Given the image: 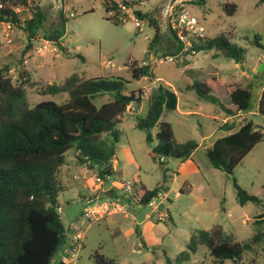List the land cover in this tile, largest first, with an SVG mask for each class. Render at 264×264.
<instances>
[{
    "label": "rangeland",
    "instance_id": "374dc122",
    "mask_svg": "<svg viewBox=\"0 0 264 264\" xmlns=\"http://www.w3.org/2000/svg\"><path fill=\"white\" fill-rule=\"evenodd\" d=\"M169 1L136 0V9L147 15L142 19V26L136 27L133 19L123 22L109 19L111 15L103 0H60L58 5L54 0H29L33 8L38 5L45 12L44 30L59 27L61 13L67 19L65 35L60 44L53 45L58 48L53 53H36L33 42L19 27L9 29L11 41H7L4 27L0 25V67L11 66L9 76L16 85L26 80L35 83L24 85L30 107L42 101L66 100L67 93L45 94V90L51 83L61 85L74 73L84 78L121 77L130 82L127 90L144 88L146 93L143 101L133 104L117 125L120 130L118 173L109 178L114 195L109 196L96 187L94 173L87 174L91 178L85 189L75 188L66 177L69 188L59 196L66 240L51 264H95L96 252L115 260L116 264H212L205 245L198 244L189 260L183 261L181 253L187 250L193 232L216 225H221L240 242L250 241L261 233L263 241L255 246V252L244 254L241 264L254 261L264 264V140L250 151L233 174L214 168L205 154L207 137L213 134V139L222 134L220 126L226 116L218 110V105L199 98L195 90L189 89L195 82L212 75L226 83L250 87L252 99L245 117L264 129V117L257 113L264 88V69L259 71L264 64V0H206L205 5L192 4L195 0H181L168 13ZM228 2L238 5L233 15H228L223 8ZM179 7H186L200 19L206 37L226 34L233 44L244 48V62L236 63L217 55L215 50L188 53L191 47L186 46L184 39H181L184 46L177 53L179 42L171 31L170 19ZM43 29L38 30L40 38H45ZM175 51L177 54L172 55ZM169 57L173 61H168ZM143 62L151 67V75L134 80L129 65H143ZM23 69L27 70L28 78L21 77ZM160 85L167 93L161 121L172 124L178 142L192 139L199 143L191 160L182 165L175 158H167L165 163L154 160L151 154L152 147L158 143L157 127L150 129L151 144L146 141L147 131L136 127L137 118L147 114L149 102ZM110 99L106 94L94 102L100 106ZM242 119L236 118V121L241 123ZM66 159L69 165L75 163L74 149L67 153ZM76 170L83 168L79 166ZM164 174L171 192L165 197L161 192L156 201L169 217L158 221L152 207L138 205L132 197L133 191L125 190L123 184L141 181L153 189L161 183ZM178 174L188 180L183 192L178 191ZM235 182L261 201L241 205ZM82 198L91 200L86 204ZM117 200L128 216L125 212L95 214V220H89L83 215L88 205L106 203L112 210L111 204ZM147 214L150 217L146 218ZM77 233L83 238L79 241L74 238L75 243L72 234ZM71 247L77 250L73 257ZM223 264L234 262L225 260Z\"/></svg>",
    "mask_w": 264,
    "mask_h": 264
},
{
    "label": "trees",
    "instance_id": "16d2710c",
    "mask_svg": "<svg viewBox=\"0 0 264 264\" xmlns=\"http://www.w3.org/2000/svg\"><path fill=\"white\" fill-rule=\"evenodd\" d=\"M4 4L0 10V20L11 22L26 32L30 41L43 29L45 12L38 5L34 6L32 18L21 17L12 6L29 7V0H1ZM107 13L119 11L123 3L133 6L136 0H103ZM194 5H205L206 0H195ZM234 2L224 4L228 15L237 11ZM140 18L147 17L137 10ZM61 25L44 30L45 38L60 44L65 35L67 19L61 13ZM109 19H112L109 16ZM154 21V20H152ZM171 28V26H170ZM179 42L178 51L184 43L171 28ZM226 34L215 37H192L190 52L215 50L236 63L245 60V49L233 44ZM32 43H28L30 48ZM152 46V45H151ZM176 51L172 55L177 54ZM67 57H70L66 54ZM78 56L82 60L84 57ZM129 69L134 80L151 75L149 65L130 64ZM11 66L0 67V264H51L59 248L66 240V228L60 214V194L68 190L65 181L67 164L66 155L74 149L75 164L88 166L95 170L97 177L103 181L114 176L113 164L117 159V146L120 141V130L117 125L130 110L132 104H139L145 97L144 88L127 90L129 81L121 77L84 78L74 73L64 79L61 85L48 84L45 94L67 93L68 98L61 103L42 101L30 107L27 102L25 81L14 84L9 76ZM23 69L21 77L28 78ZM198 97L218 105V110L226 118H236L239 113L246 114L252 99L248 86L239 83L223 82L212 75L189 86ZM108 94L111 99L98 106L94 100ZM167 93L162 85L158 93L149 102L148 112L138 117L136 127L147 131L146 141L151 144L153 135L150 129L157 127L158 143L152 147V157L161 163L167 158L182 162L190 159L199 143L189 139L178 142L172 124L161 121ZM257 111L264 117V88ZM223 131L206 145L205 154L210 164L227 174H233L236 167L250 151L264 140V129H259L251 118L241 123L227 120L220 126ZM164 158V160H161ZM167 177L153 189L143 183L135 184V194L139 204L148 205L161 192L166 190ZM238 202L259 203L261 199L248 193L237 182ZM184 190L182 189V192ZM263 241L258 233L250 241H237L233 234L224 230L221 225L211 229H198L190 237L187 250L181 253L183 261L189 260L196 252L198 244L208 248L212 264H223L232 260L241 264L246 252H255V246ZM95 264H116L115 260L96 252ZM256 264V262H251Z\"/></svg>",
    "mask_w": 264,
    "mask_h": 264
},
{
    "label": "built area",
    "instance_id": "2783aa9c",
    "mask_svg": "<svg viewBox=\"0 0 264 264\" xmlns=\"http://www.w3.org/2000/svg\"><path fill=\"white\" fill-rule=\"evenodd\" d=\"M30 6L26 7L24 5H16L12 6V10L15 13L25 14L24 18H32L34 16V8L32 4L29 2ZM4 4L0 0V10L3 8ZM119 11L117 10H112L109 14L111 15L112 19L115 20L116 22H123L127 19H133L135 22L136 27H141L142 26V19H140V13L137 14V9H136V4L133 6H127L123 3H120L118 5ZM1 16V12H0ZM0 25H3V34L4 38L7 41H11L10 38V31L9 29L13 26L11 22H7L5 20H0ZM170 26L171 28L176 32L177 36L180 39L186 40V46L192 47L191 44V38L192 37H204L205 36V26L201 23L200 19L191 13L186 7H179L175 12L171 14V19H170ZM32 42L34 44V48L36 53L41 54L45 52H50L53 53L58 50V48L55 45V42L48 39V38H43V37H38L36 36L35 38L32 39ZM195 52V51H194ZM168 61H173L172 57L168 58ZM146 62H143V65H146ZM227 121V118L225 119V122ZM161 160H164L162 158ZM96 181L103 185V180L99 177L96 178ZM124 187L125 190L127 191H135V183H132L131 181H124ZM158 197H161L160 195ZM157 197L154 198L149 205L152 207L153 213L155 215V218L158 221H163L166 218L169 217V213L167 211L161 210L160 204L156 201ZM111 206L113 209L111 210L110 206L103 205V208H93L91 206H87L85 209V212L83 215L89 219V220H95V214H100L104 215L105 213H116V212H123L122 209H117V203H112ZM61 209V208H60ZM59 209V210H60ZM73 239L76 238V240H81L83 236L80 233L72 234ZM74 242L76 243L75 239ZM79 244V243H78ZM75 248L71 247L70 249V256L73 257L75 255ZM64 259L67 261L68 259L64 257Z\"/></svg>",
    "mask_w": 264,
    "mask_h": 264
},
{
    "label": "crops",
    "instance_id": "0c3cea01",
    "mask_svg": "<svg viewBox=\"0 0 264 264\" xmlns=\"http://www.w3.org/2000/svg\"><path fill=\"white\" fill-rule=\"evenodd\" d=\"M264 69V68H263ZM190 89V88H189ZM133 105V104H132ZM132 105H131V107H132ZM177 106V108L179 107V103L176 105ZM132 109V108H131ZM129 111H131V110H129ZM164 112V111H163ZM257 113H258V111H257ZM247 114V113H246ZM246 114H244V113H239L238 115H236V118H238V119H241V118H243L242 119V121H244V119H246L247 117H245V115ZM259 114V113H258ZM163 115V114H162ZM162 118V117H161ZM236 118H232V117H227V120H230V122L231 121H233V120H236ZM225 119V118H224ZM256 125V124H255ZM213 135V134H212ZM211 135V136H212ZM211 136H209V137H207V141H208V144L207 145H209L210 144V139H211ZM116 155H117V152H116ZM152 155V154H151ZM189 160H191V159H189ZM118 161H119V157L117 156V159L114 161V164H113V167H114V170L116 171V173H115V175L118 173ZM183 163H185V162H182L181 163V165L183 164ZM79 166H77L75 163L74 164H72V165H69L68 164V162H67V164H66V166H65V172H66V177H69L70 179H71V181H72V183L75 185V188H78V189H81V188H88L89 187V179L91 178H89L88 177V175L87 174H91V173H94V174H96L95 173V170L94 169H92V168H89L88 166H82V168H83V170L82 171H77L76 169L78 168ZM114 175V176H115ZM96 178H97V175H95V177L93 178V183L96 185V187L97 188H101V189H103V185H101L100 183H98L97 181H96ZM176 178H177V181L179 180V183L177 184V186H178V191H180V192H182V189L185 191V187H186V184L188 183V180H187V177H183V179L180 177V175L178 174V176L176 175ZM181 179V180H180ZM108 180H110V179H108ZM65 181H66V178H65ZM67 183H68V181H66ZM140 183H143V182H139V183H135L136 184V186H139V184ZM167 183V182H166ZM164 184V185H166V191H164V192H162L163 193V195H164V197L165 196H168L169 195V193L171 192V189L170 188H168V186H167V184ZM144 184V183H143ZM145 185V184H144ZM146 186V185H145ZM68 187H69V185H68ZM147 187V186H146ZM148 188V187H147ZM112 189H113V194L112 195H114V193H115V189H114V185H113V183H112ZM161 193V194H162ZM134 194H135V191H134V193H133V198H134V201L139 205V203L137 202V200H136V198L134 197ZM178 192H176V196H178ZM83 199V198H82ZM85 199V201H86V204L88 203V201L89 200H91V199H89V200H86V198H84ZM83 199V200H84ZM112 203H117V209H122L123 210V212H125V216H128V213H127V211H124L125 210V208H124V206L123 205H120L119 203H118V200L117 201H113ZM103 205H107L106 203H102V204H100V205H97V206H94L93 208H103ZM89 206V205H88ZM87 207V206H86ZM86 209V208H85ZM119 212V211H118ZM118 212H116V213H118ZM115 213V212H114ZM148 217H150L148 214L146 215V218H148Z\"/></svg>",
    "mask_w": 264,
    "mask_h": 264
},
{
    "label": "water",
    "instance_id": "95a60500",
    "mask_svg": "<svg viewBox=\"0 0 264 264\" xmlns=\"http://www.w3.org/2000/svg\"><path fill=\"white\" fill-rule=\"evenodd\" d=\"M181 0H170L169 4H168V8L167 11L168 13L171 12L172 8L174 7V5L179 2ZM54 2L56 3V5H58V3L60 2V0H54ZM264 68V64L261 65L259 71H262ZM103 190L107 192V195L111 196L113 194V189H112V183L109 180H104L103 181Z\"/></svg>",
    "mask_w": 264,
    "mask_h": 264
}]
</instances>
